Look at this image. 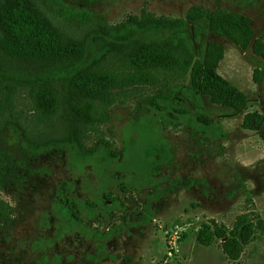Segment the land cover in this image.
<instances>
[{
  "label": "rangeland",
  "instance_id": "1",
  "mask_svg": "<svg viewBox=\"0 0 264 264\" xmlns=\"http://www.w3.org/2000/svg\"><path fill=\"white\" fill-rule=\"evenodd\" d=\"M60 1L63 10H86L110 23L143 8L182 17L200 5L248 16L254 39H264V0ZM184 33L196 49L201 40L224 48L217 72L249 99L242 111L186 91L178 102L189 115L115 103L101 127L119 154L110 162L96 154L77 161L67 148L28 160L17 131L7 129L1 145L30 173L20 190L1 193L14 210V223L0 233V264H264L258 230L236 262L224 259L220 241L209 247L195 242L197 230L211 221L230 227L242 214L264 221V144L257 133L239 127L247 111L264 115V60L211 31L197 34L188 25ZM254 69L260 70L257 82ZM195 114L212 123L198 124Z\"/></svg>",
  "mask_w": 264,
  "mask_h": 264
},
{
  "label": "trees",
  "instance_id": "2",
  "mask_svg": "<svg viewBox=\"0 0 264 264\" xmlns=\"http://www.w3.org/2000/svg\"><path fill=\"white\" fill-rule=\"evenodd\" d=\"M60 6V0H0V138L15 129L28 160L54 148H67L77 161L95 154L103 162L117 159L113 142L101 130L115 103L134 101L139 110L189 115L178 102L186 91L242 111L247 96L217 72L224 48L201 40L196 49L184 33L188 25L197 34L208 30L222 36L242 51L250 47L264 60V39H254L245 15L192 5L182 17L156 16L143 8L110 23L89 11ZM166 32L162 39L145 38ZM259 75L254 69L255 82ZM193 119L202 126L212 123L202 114ZM239 127L257 133L264 144L262 113L245 112ZM29 173L25 162L0 143V233L14 223V210L1 193L20 190ZM63 202L73 214L68 199ZM256 230L264 236L263 219L242 214L230 227L202 224L195 242L209 247L220 241L224 259L236 262Z\"/></svg>",
  "mask_w": 264,
  "mask_h": 264
},
{
  "label": "water",
  "instance_id": "3",
  "mask_svg": "<svg viewBox=\"0 0 264 264\" xmlns=\"http://www.w3.org/2000/svg\"><path fill=\"white\" fill-rule=\"evenodd\" d=\"M248 102H249V99H247V101L245 102L244 105H246V103H248ZM244 105H243V107H244ZM243 107L241 108V110L243 109Z\"/></svg>",
  "mask_w": 264,
  "mask_h": 264
}]
</instances>
